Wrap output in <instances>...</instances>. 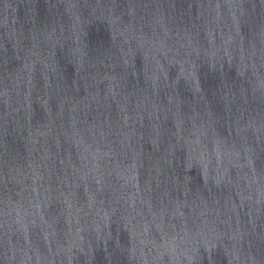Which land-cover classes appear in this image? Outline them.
Masks as SVG:
<instances>
[{"label": "water", "instance_id": "obj_1", "mask_svg": "<svg viewBox=\"0 0 264 264\" xmlns=\"http://www.w3.org/2000/svg\"><path fill=\"white\" fill-rule=\"evenodd\" d=\"M0 264H264V0H0Z\"/></svg>", "mask_w": 264, "mask_h": 264}]
</instances>
